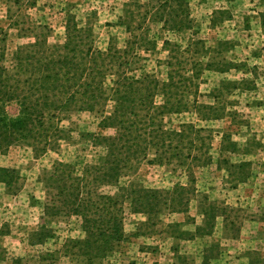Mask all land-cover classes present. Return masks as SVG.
Segmentation results:
<instances>
[{
	"label": "rangeland",
	"instance_id": "rangeland-1",
	"mask_svg": "<svg viewBox=\"0 0 264 264\" xmlns=\"http://www.w3.org/2000/svg\"><path fill=\"white\" fill-rule=\"evenodd\" d=\"M164 2L0 0V63L7 76H16L23 75L17 55H56V45L66 41L69 16L81 31L82 55L87 48L129 55L130 76L150 74L164 82L175 69L191 74L179 62L186 69L200 63L198 89L183 86L180 95L201 105L220 101L225 109L210 117L192 107L164 115L163 123L176 130L188 123L201 129L206 139L196 143H209L211 161L188 171L178 160L161 164L149 154L132 158L116 184L100 185L98 193L112 196L135 187L159 195L158 206L147 213L135 211L131 198L123 201L125 238L103 264H203L210 245H218V252L209 264H228L232 259L227 257L235 254L228 252L231 246L224 238L236 237L249 220L264 223V0H183L185 10L178 9L186 16L181 29L166 26L156 15ZM172 4L179 7L177 0ZM162 100L157 96L158 104ZM113 106L109 101L103 112L62 111L54 120L58 138L45 151H36L24 139L0 151V171L11 174L0 173V264H77L65 249L69 240L85 237L83 219L52 209L62 206L52 172L64 164L73 168L66 176L71 170L72 178L82 177L86 166L100 163L106 153L102 138L116 135L115 127L101 125ZM17 107L13 101L6 110L13 115ZM224 134L236 143L234 151L223 147ZM238 162L249 163L243 175L234 166ZM179 199H189L188 205ZM210 205L226 209L211 235L177 237L180 231L194 232ZM260 225L256 229L262 231L263 243L255 252L264 258Z\"/></svg>",
	"mask_w": 264,
	"mask_h": 264
},
{
	"label": "trees",
	"instance_id": "trees-1",
	"mask_svg": "<svg viewBox=\"0 0 264 264\" xmlns=\"http://www.w3.org/2000/svg\"><path fill=\"white\" fill-rule=\"evenodd\" d=\"M172 1L165 0L156 15L159 14L166 26L173 24L181 29V24L184 25L186 20V16L178 11L185 10L183 0H177L178 8ZM81 35L74 16H69L65 43L53 46L56 47V55H17V66L23 75L7 76L6 68L0 63V151L21 139L28 141L36 151H45L58 138L60 130L54 120L62 111L73 108L103 112L109 101L114 102L110 114L104 115L101 125L115 127L116 135L102 138L104 142L101 144L106 148V153L100 163L86 166L82 177L72 178L71 170L66 176L67 169H73L70 165L57 164L52 172L62 205H55L52 209L56 214L72 212L80 215L86 233L83 239L69 240L66 257L77 261V264H103L104 259L125 238L123 201L131 198L135 211L147 213L158 206L159 195L156 191L135 187L112 196L98 193L97 188L103 184H116L132 158H146L149 154H153V160L161 164L178 160L179 164L187 166L188 171L195 164L210 163L209 143H196L197 138L206 139L201 134L202 130L190 123L181 125L180 130L165 128L164 115L193 107L199 112H208L210 117H216L214 112L225 109V105L220 101L214 105H201L196 99L190 103L188 97L180 95L184 94L183 86L198 89L200 63L186 69L179 62L180 68L191 71V74L175 69L169 72V78L164 82L150 74L130 76L127 73L132 70L129 55H113L110 50L105 54L92 48H87L82 55L84 49L79 47ZM37 43L45 44V41ZM111 77L113 80L109 84ZM157 96L163 98L159 104L156 102ZM13 101L18 107L17 113L11 115L6 106ZM223 137V147L234 151L237 146L230 141L229 134ZM247 164L238 162L234 166L243 175ZM2 172L7 177L11 175L8 169ZM88 174L92 176L89 180L86 178ZM179 202L186 206L189 199L184 202L179 199ZM202 212L203 220L194 232L180 231L177 237L188 234L184 238L192 239L194 235H211L216 219L224 215L226 209L210 205L204 207ZM216 252L218 245L207 247L203 264H209L210 259L216 258ZM250 258L252 264H264V258L256 252H251Z\"/></svg>",
	"mask_w": 264,
	"mask_h": 264
},
{
	"label": "crops",
	"instance_id": "crops-1",
	"mask_svg": "<svg viewBox=\"0 0 264 264\" xmlns=\"http://www.w3.org/2000/svg\"><path fill=\"white\" fill-rule=\"evenodd\" d=\"M260 224H264V223L263 222L261 223L260 221L258 222L257 220H252V221L249 220V223L244 224V226L241 229L240 234H238L236 237L224 238V240L228 242V245L231 246V249H229L228 252L230 253L234 252L235 254L234 256L230 255L229 257H227V260L229 258L232 259L231 261H229L228 264H252L249 258L250 253L255 252L256 250L260 251L261 247H258V244L263 243L261 239L262 231L261 230L257 231L256 229L259 226H262ZM245 227H248L249 230L245 231ZM260 229H263V228H260ZM249 238H251L252 240L251 241L248 240Z\"/></svg>",
	"mask_w": 264,
	"mask_h": 264
}]
</instances>
